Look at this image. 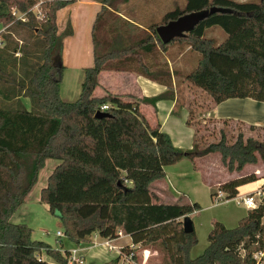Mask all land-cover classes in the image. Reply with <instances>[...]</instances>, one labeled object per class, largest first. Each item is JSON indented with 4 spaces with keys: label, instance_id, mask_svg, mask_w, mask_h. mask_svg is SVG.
I'll return each instance as SVG.
<instances>
[{
    "label": "trees",
    "instance_id": "1",
    "mask_svg": "<svg viewBox=\"0 0 264 264\" xmlns=\"http://www.w3.org/2000/svg\"><path fill=\"white\" fill-rule=\"evenodd\" d=\"M44 1L35 14L34 0H0L10 9L0 14V24L12 42V49L0 48V264H68V251L34 240L28 225L12 222L49 159L60 165L42 189L40 203L58 217L64 236L74 245L87 243L95 234L113 239L123 232L141 248L156 247L164 255L163 264H259L257 256L264 253V198L233 229L213 222L208 247L193 258L198 238L195 229L184 232L183 220L201 206L154 202L150 188L166 177V167L211 153L221 155L229 172H241L246 165L257 164L258 158L264 161V141L239 135L229 144L221 131L218 142L201 147L195 138L192 150L177 149L159 125L149 126L135 97L107 93L97 98L94 91L103 71H136L170 84L169 71L158 70L163 76L154 77L145 58L157 47L166 52L175 44H186L200 55L198 66L186 79L216 105L229 99L264 102V0H185V7L168 12L161 24L214 7L226 12L210 14L169 44L161 42L156 25L148 28L150 35L144 39L131 42L120 34L101 40L98 31L106 24L103 18L116 13L119 0L100 1L92 29L93 64L84 69L80 95L72 102L61 98L66 68L53 62H61L64 39L72 35L70 24L58 33L57 13L77 0ZM11 9L25 15V21ZM212 28H220L227 38L218 43L207 37ZM23 34L33 42L26 38L24 44L17 38ZM170 95L154 101L171 99ZM25 99L30 100L31 109L25 107ZM104 105L108 109L102 111ZM98 112L107 115L97 117ZM188 124L192 125L191 119ZM255 181L252 174L219 189L229 200L237 197L239 187Z\"/></svg>",
    "mask_w": 264,
    "mask_h": 264
},
{
    "label": "crops",
    "instance_id": "2",
    "mask_svg": "<svg viewBox=\"0 0 264 264\" xmlns=\"http://www.w3.org/2000/svg\"><path fill=\"white\" fill-rule=\"evenodd\" d=\"M101 7L99 0H77L57 13L58 33L65 32L69 24L72 28V35L64 39L61 57V63L66 68L61 83V98L66 102L75 101L79 97L84 69L93 64L92 29ZM9 10V7H7V11L4 13ZM121 18L129 23H134L127 17L122 16ZM1 25L3 27H1L0 33L6 29L3 24ZM137 26L140 27L139 25ZM180 47L178 44L173 45L166 52H161L162 55L160 54L161 63L165 65L164 69L169 71L171 75L170 84L163 80H152L136 71H103L99 75L100 85L95 89L94 96L102 98L107 93H111L113 95L135 97L139 102V110L146 118L149 126L155 128L159 125L161 131L170 136L174 147L184 151L192 150L195 143L197 129L193 124L189 125L188 121L191 119V109H193L191 104H204L198 96L205 99L206 105H210L211 112L209 116H212L217 121L241 123L249 127H264V102L250 98L229 99L216 105L206 92L187 81V76L198 66L200 55L192 51L189 46L184 49ZM169 93L171 94L170 96H173L171 99L154 101L157 97ZM25 100H23L25 107L30 109L28 108L29 102ZM259 161H262L261 158H258V163ZM47 163H51L53 166L60 165V161L52 159L47 160L45 165ZM257 164L246 165L241 172H229L223 165L222 157L219 153L198 157L194 161L183 159L175 165L165 168V179L154 182L150 188L151 193L156 198L154 202L159 200L160 203L165 204L178 202L183 204L197 203L200 206L203 204L204 208L207 209L214 208L221 203L230 204L236 202L237 205H241L236 198L253 194L264 184V178H262L264 165ZM246 171L250 172L247 173ZM252 174L256 176L257 181L239 187L237 197L229 200L225 199L221 202L215 201V204H211V200L213 201L214 199L213 194L220 191L219 187L221 185ZM223 194L226 198V194L224 192ZM200 198L203 199L204 203ZM34 202L40 203V199H36ZM42 205L48 211V207L45 204ZM250 210L246 207L239 208L237 211L232 210L235 212L225 217H220V219L227 228L232 225L235 226ZM60 227L62 228L61 223ZM103 241V238L95 234L87 243H82L81 245H74L65 236L62 238L57 237L56 246L49 241L44 242L54 249L61 250V252L80 247L83 249L85 264H120L119 254L115 251H108L102 245ZM132 244V238L126 234L113 241L115 246H130ZM141 249H145L147 254L150 255L147 264H151L152 259L156 255L157 257L160 255L159 251L151 246ZM194 251L193 248L191 251L193 258L201 253L197 252L194 255ZM141 255L143 261L142 252ZM42 258L48 262H53L45 255ZM257 258L261 259L259 264H264V253L259 254Z\"/></svg>",
    "mask_w": 264,
    "mask_h": 264
},
{
    "label": "rangeland",
    "instance_id": "3",
    "mask_svg": "<svg viewBox=\"0 0 264 264\" xmlns=\"http://www.w3.org/2000/svg\"><path fill=\"white\" fill-rule=\"evenodd\" d=\"M102 1V0H99ZM238 2H250V1H259V0H235ZM45 3L43 2L41 4ZM40 4V5H41ZM186 4L185 0H119L116 3V13L113 16H104V22L102 29L98 31L99 37L103 41H109L111 38L117 35H125L128 41H135L139 39L147 38L150 34L147 32L150 26L156 25L161 26L164 16L173 11L176 8H184ZM40 5L35 8L34 13H40ZM8 5L0 2V14H3L7 11ZM12 10V9H11ZM7 13V12H6ZM20 16V13L16 16ZM127 17L129 20H132L134 23H123V21L117 20L116 17ZM140 27H138L137 25ZM3 27L0 24V29ZM143 27V28H142ZM6 29L0 33V48L9 46L12 49V42L6 38L5 33ZM25 34V33H24ZM22 35V37H17L22 40L25 44L26 38H28L29 43L33 42L28 35ZM206 36L209 38H214L218 43L224 41L227 38V35L223 33L220 28H212L207 30ZM14 40V39H13ZM28 43V44H29ZM23 44V43H21ZM176 45V44H175ZM23 46V45H21ZM181 49L186 48L188 45L181 44ZM158 48V49H157ZM155 48V53L153 55H148L146 60V65L149 68V71L154 74L155 77L160 78L163 75L158 73V70H165L163 63H161V52L160 47ZM162 55V54H161ZM139 73V72H138ZM164 79V78H162ZM73 89V88H72ZM204 104L200 105L198 103L191 104V123L197 129L196 142L199 146L204 147L208 144L220 141L221 131H224L227 136V141L229 144L235 143L239 135H243L245 139L253 138L258 141H264V130L263 127H255L250 129L249 126L235 123V122H220L214 119L212 116H209L211 112L210 105H206L205 99L201 96H198ZM29 102V107L32 108L31 102L29 99L25 100ZM183 102V100H182ZM3 103V99L0 96V105ZM55 162V161H54ZM259 165L263 166L264 161H259ZM257 164V165H258ZM57 166L47 163L45 167L40 171L37 184L27 197L24 205L15 213L12 218V222L16 224H26L33 230V239L37 241H49L54 246L57 244L56 234L58 231L63 232V229L60 227V221L58 217L52 215L47 211L46 207L42 205L43 203H36V199L39 200V195L42 191V188L47 186V181L49 175ZM262 169V167H260ZM254 171V170H253ZM247 173L250 171H246ZM264 172V171H263ZM222 173V172H220ZM264 174V173H263ZM221 176V175H220ZM264 178V175H262ZM165 179V178H164ZM193 185V184H192ZM204 203L203 199L200 198ZM159 202V200H156ZM179 203V202H178ZM215 204V198L211 200V204ZM245 208L242 205H237L236 202L230 204L221 203L216 205L214 208H204L203 204L201 210L194 212L190 217L193 221L195 232L198 238V244L194 247V255L197 252H201L198 256L208 247V235L211 232V223L221 222L220 217H225L231 214L232 210ZM225 225V223H224ZM229 225V224H228ZM229 226L231 229L237 227ZM227 227V226H226ZM228 227V228H229ZM229 228V229H230ZM147 247V246H146ZM143 248V247H142ZM156 249V247H153ZM142 249H137V259L139 262L142 261L141 255ZM160 255L152 259L151 264H163L164 255L159 251ZM196 256V257H198ZM195 257V258H196Z\"/></svg>",
    "mask_w": 264,
    "mask_h": 264
},
{
    "label": "built area",
    "instance_id": "4",
    "mask_svg": "<svg viewBox=\"0 0 264 264\" xmlns=\"http://www.w3.org/2000/svg\"><path fill=\"white\" fill-rule=\"evenodd\" d=\"M34 1L36 2V5L34 6L33 10L35 8H38L37 6H39L43 2V0H34ZM11 11H12L14 16H17L19 14L15 9H12ZM18 18L25 21L26 17H25V15H20V16H18ZM101 109H102V111L108 109V105L102 106ZM214 198H215L216 202H221V201H224L226 199L223 192H221V191H218L215 194ZM262 198H264V184L253 194L240 196V197L236 198V200L239 204L245 206L248 209H255L261 203ZM226 200H228V199H226ZM123 234H124L123 232H118L116 238L104 239L102 245L108 251H115L119 254V258H120V262H121L120 264H147V261H148L150 255L147 254V251L145 249H143L141 251L143 253L144 260L139 262L137 259L138 252H136V248L141 249V247H139L138 245H135V244H132L130 246H128V245H126V246H115V245H113V241L121 238L123 236ZM57 237L58 238L64 237V233L61 231L57 232ZM124 249H128L131 252H125ZM67 258H68V264H85V259L83 256V249H81L80 247H75L72 250L68 251Z\"/></svg>",
    "mask_w": 264,
    "mask_h": 264
},
{
    "label": "water",
    "instance_id": "5",
    "mask_svg": "<svg viewBox=\"0 0 264 264\" xmlns=\"http://www.w3.org/2000/svg\"><path fill=\"white\" fill-rule=\"evenodd\" d=\"M217 12L225 13L226 10L214 7L202 12L187 14L175 21H171L165 25L158 26L156 29L157 35L163 44H169L175 39L186 36L210 14H214ZM53 65L60 68L62 66V63L58 60H54ZM106 115L107 114L103 112L97 113V117H104ZM183 228L185 233H191L194 231V225L191 217L184 218Z\"/></svg>",
    "mask_w": 264,
    "mask_h": 264
}]
</instances>
